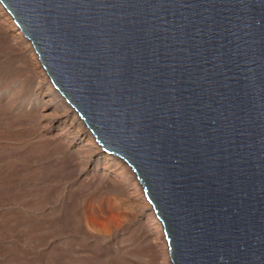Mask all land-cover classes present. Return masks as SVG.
Instances as JSON below:
<instances>
[{
    "label": "water",
    "instance_id": "water-1",
    "mask_svg": "<svg viewBox=\"0 0 264 264\" xmlns=\"http://www.w3.org/2000/svg\"><path fill=\"white\" fill-rule=\"evenodd\" d=\"M173 264H264V0H0Z\"/></svg>",
    "mask_w": 264,
    "mask_h": 264
},
{
    "label": "rangeland",
    "instance_id": "rangeland-1",
    "mask_svg": "<svg viewBox=\"0 0 264 264\" xmlns=\"http://www.w3.org/2000/svg\"><path fill=\"white\" fill-rule=\"evenodd\" d=\"M0 264H173L135 171L103 150L1 2Z\"/></svg>",
    "mask_w": 264,
    "mask_h": 264
},
{
    "label": "bare ground",
    "instance_id": "bare-ground-1",
    "mask_svg": "<svg viewBox=\"0 0 264 264\" xmlns=\"http://www.w3.org/2000/svg\"><path fill=\"white\" fill-rule=\"evenodd\" d=\"M145 191V190H144ZM161 222V221H160Z\"/></svg>",
    "mask_w": 264,
    "mask_h": 264
}]
</instances>
